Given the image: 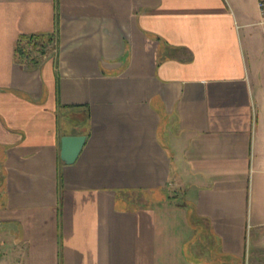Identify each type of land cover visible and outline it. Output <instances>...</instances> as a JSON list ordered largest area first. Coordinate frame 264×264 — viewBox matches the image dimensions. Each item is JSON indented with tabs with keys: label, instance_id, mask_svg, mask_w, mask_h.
<instances>
[{
	"label": "crops",
	"instance_id": "crops-1",
	"mask_svg": "<svg viewBox=\"0 0 264 264\" xmlns=\"http://www.w3.org/2000/svg\"><path fill=\"white\" fill-rule=\"evenodd\" d=\"M260 20L257 0H0V264H264ZM31 35L46 54L20 64ZM65 135L87 136L71 165Z\"/></svg>",
	"mask_w": 264,
	"mask_h": 264
},
{
	"label": "trees",
	"instance_id": "trees-1",
	"mask_svg": "<svg viewBox=\"0 0 264 264\" xmlns=\"http://www.w3.org/2000/svg\"><path fill=\"white\" fill-rule=\"evenodd\" d=\"M50 38L43 35L24 36L16 47V59L20 64H38L46 54Z\"/></svg>",
	"mask_w": 264,
	"mask_h": 264
},
{
	"label": "water",
	"instance_id": "water-1",
	"mask_svg": "<svg viewBox=\"0 0 264 264\" xmlns=\"http://www.w3.org/2000/svg\"><path fill=\"white\" fill-rule=\"evenodd\" d=\"M86 135H65L61 138L60 159L66 165L73 164L86 142Z\"/></svg>",
	"mask_w": 264,
	"mask_h": 264
},
{
	"label": "built area",
	"instance_id": "built-area-1",
	"mask_svg": "<svg viewBox=\"0 0 264 264\" xmlns=\"http://www.w3.org/2000/svg\"><path fill=\"white\" fill-rule=\"evenodd\" d=\"M257 2H258L260 15H261L260 24L262 25L263 31H264V0H257Z\"/></svg>",
	"mask_w": 264,
	"mask_h": 264
},
{
	"label": "rangeland",
	"instance_id": "rangeland-1",
	"mask_svg": "<svg viewBox=\"0 0 264 264\" xmlns=\"http://www.w3.org/2000/svg\"><path fill=\"white\" fill-rule=\"evenodd\" d=\"M60 124H61V127L64 129L65 127L66 128H70L71 127V121L70 120H67L65 119L63 116H60Z\"/></svg>",
	"mask_w": 264,
	"mask_h": 264
}]
</instances>
